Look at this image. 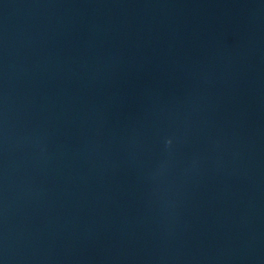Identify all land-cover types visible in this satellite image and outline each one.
<instances>
[{
	"label": "water",
	"instance_id": "1",
	"mask_svg": "<svg viewBox=\"0 0 264 264\" xmlns=\"http://www.w3.org/2000/svg\"><path fill=\"white\" fill-rule=\"evenodd\" d=\"M0 264H264V0H0Z\"/></svg>",
	"mask_w": 264,
	"mask_h": 264
}]
</instances>
